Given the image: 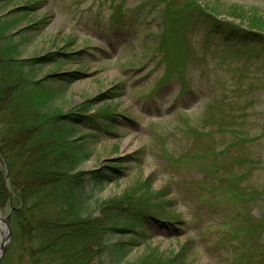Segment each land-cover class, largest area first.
<instances>
[{"label":"rangeland","instance_id":"rangeland-1","mask_svg":"<svg viewBox=\"0 0 264 264\" xmlns=\"http://www.w3.org/2000/svg\"><path fill=\"white\" fill-rule=\"evenodd\" d=\"M0 17L22 59L58 55L37 80L78 76L51 80L62 112L93 101L81 170L123 164L95 217L144 235L125 264H264V43L226 26L263 29L264 0H0ZM1 178L0 264H33L0 158Z\"/></svg>","mask_w":264,"mask_h":264},{"label":"trees","instance_id":"trees-1","mask_svg":"<svg viewBox=\"0 0 264 264\" xmlns=\"http://www.w3.org/2000/svg\"><path fill=\"white\" fill-rule=\"evenodd\" d=\"M18 21L0 17V158L18 198L12 215L21 226L20 238L28 242L33 264H125L144 235L135 232L126 242L123 237L131 230L120 216L106 222L95 217L105 207L96 194L106 182L122 177L123 164L81 170L92 147L87 135L77 134L94 103L70 113L59 109L55 100L63 88L51 80L71 84L78 76L54 74L37 80V69L54 64L58 55L22 59L20 43L9 34ZM226 26L238 40L264 43V27ZM46 90L52 93L48 99ZM4 180L0 194L6 198ZM118 235L121 239L111 243Z\"/></svg>","mask_w":264,"mask_h":264},{"label":"water","instance_id":"water-1","mask_svg":"<svg viewBox=\"0 0 264 264\" xmlns=\"http://www.w3.org/2000/svg\"><path fill=\"white\" fill-rule=\"evenodd\" d=\"M0 224H3L4 225V233H5V236L4 238L2 239V244H1V247H0V259L2 258L3 254H4V251H5V248H6V245L9 243L10 241V237H11V229L8 225V222L6 219L4 218H1L0 217Z\"/></svg>","mask_w":264,"mask_h":264}]
</instances>
